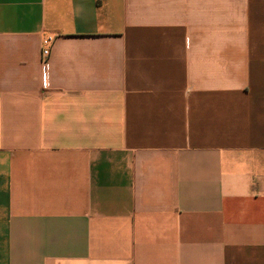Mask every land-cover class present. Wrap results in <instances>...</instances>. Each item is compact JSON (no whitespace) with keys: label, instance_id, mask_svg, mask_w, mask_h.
<instances>
[{"label":"crops","instance_id":"obj_1","mask_svg":"<svg viewBox=\"0 0 264 264\" xmlns=\"http://www.w3.org/2000/svg\"><path fill=\"white\" fill-rule=\"evenodd\" d=\"M0 264H264V0H0Z\"/></svg>","mask_w":264,"mask_h":264},{"label":"built area","instance_id":"obj_2","mask_svg":"<svg viewBox=\"0 0 264 264\" xmlns=\"http://www.w3.org/2000/svg\"><path fill=\"white\" fill-rule=\"evenodd\" d=\"M52 43H53L52 36H45L41 39L40 62L44 70L46 68V64H47V61L50 55V49H51ZM41 84L42 86H46L48 84V75L46 71H44V74L41 78Z\"/></svg>","mask_w":264,"mask_h":264}]
</instances>
